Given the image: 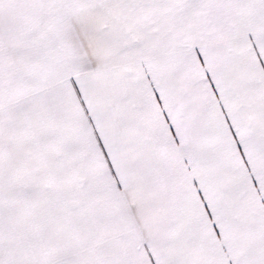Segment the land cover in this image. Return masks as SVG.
Wrapping results in <instances>:
<instances>
[{"label":"snow or ice","instance_id":"snow-or-ice-1","mask_svg":"<svg viewBox=\"0 0 264 264\" xmlns=\"http://www.w3.org/2000/svg\"><path fill=\"white\" fill-rule=\"evenodd\" d=\"M0 264H264V0H0Z\"/></svg>","mask_w":264,"mask_h":264}]
</instances>
